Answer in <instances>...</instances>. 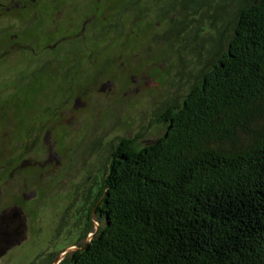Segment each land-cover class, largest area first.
Wrapping results in <instances>:
<instances>
[{"label":"trees","instance_id":"obj_1","mask_svg":"<svg viewBox=\"0 0 264 264\" xmlns=\"http://www.w3.org/2000/svg\"><path fill=\"white\" fill-rule=\"evenodd\" d=\"M161 2L163 36L194 56L188 91L155 141L102 152L74 249L32 264H264V0Z\"/></svg>","mask_w":264,"mask_h":264},{"label":"rangeland","instance_id":"obj_2","mask_svg":"<svg viewBox=\"0 0 264 264\" xmlns=\"http://www.w3.org/2000/svg\"><path fill=\"white\" fill-rule=\"evenodd\" d=\"M17 1L0 0V213L18 209L25 222L22 239L0 238V264L73 250L98 160L117 137L155 141L157 113L186 95L196 70L193 54L163 36L161 0L123 14L127 0H20L4 10Z\"/></svg>","mask_w":264,"mask_h":264},{"label":"flooded vegetation","instance_id":"obj_3","mask_svg":"<svg viewBox=\"0 0 264 264\" xmlns=\"http://www.w3.org/2000/svg\"><path fill=\"white\" fill-rule=\"evenodd\" d=\"M19 2L20 0L15 2L13 6L9 8H4V10H9L12 7L20 8ZM32 2H35V1L32 0ZM36 11L37 9L33 11V18L30 19V21H36L37 19ZM66 16H68V10L66 11ZM31 17L32 15L29 16L28 18H31ZM22 217H23L22 213L18 209H3L1 211L0 213V238H2V240L5 243L7 242L15 243L16 239L20 240V238L22 237L21 231L24 229V222H25L24 218ZM10 245L11 244H9V246ZM8 247H6V249H8ZM45 256L47 257V254Z\"/></svg>","mask_w":264,"mask_h":264}]
</instances>
